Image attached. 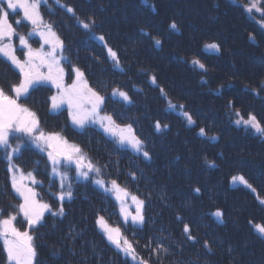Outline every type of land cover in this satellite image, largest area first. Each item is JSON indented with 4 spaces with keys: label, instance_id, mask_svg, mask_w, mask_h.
Returning a JSON list of instances; mask_svg holds the SVG:
<instances>
[{
    "label": "trees",
    "instance_id": "16d2710c",
    "mask_svg": "<svg viewBox=\"0 0 264 264\" xmlns=\"http://www.w3.org/2000/svg\"><path fill=\"white\" fill-rule=\"evenodd\" d=\"M81 1L72 2L74 10ZM249 2L85 0L86 10H77L83 16L91 10L81 20L95 18L92 32L103 35L108 46L119 51L123 68H115L103 44L87 32L84 42L76 40L75 56L89 84L109 97L114 88L127 89L133 78L134 89L127 90L133 106L126 111L123 104L110 103L106 110L117 123H132L151 160L131 155L112 139H99L92 151H84L94 163L105 162L111 171L109 180L117 179L145 201V223L129 234L124 228L123 234L137 257L150 264H264V239L248 223L264 220V205L259 202L264 199V137L234 123L239 112L245 120L254 115L264 126V17L245 11L242 6ZM65 18L74 23L71 14ZM172 23L177 29L170 28ZM210 43L219 44L220 51L206 48ZM193 60L207 71L193 65ZM153 75L167 99L183 105L195 125L189 126L179 109H168L159 88L149 82ZM156 121L168 127L157 132ZM200 128L206 136L198 135ZM28 159L23 160V168L33 172L37 167L44 183L39 196L55 210L59 204L49 192L54 187L59 190L58 178H52L48 160ZM133 172L135 180L129 175ZM240 175L255 192L232 186V177ZM87 181L79 186L74 178V198L64 202L65 215L45 213L42 226L32 232L34 264H136L106 244L95 223L101 214L84 195L94 190L109 195ZM217 210L222 217L213 215ZM102 215L109 223L118 219L113 208ZM185 223L196 243L183 234ZM205 241L211 251L204 248ZM160 242L168 252L152 253Z\"/></svg>",
    "mask_w": 264,
    "mask_h": 264
},
{
    "label": "snow or ice",
    "instance_id": "6c2138e0",
    "mask_svg": "<svg viewBox=\"0 0 264 264\" xmlns=\"http://www.w3.org/2000/svg\"><path fill=\"white\" fill-rule=\"evenodd\" d=\"M47 0H0V57L5 58L18 73L15 82H5L0 85V153L7 162L6 171L10 181L11 190L14 196L18 198L19 203L0 208V238L3 239V249L6 253L7 264H34L36 257V246L34 244L33 231L42 226L45 219V213L53 217H63L65 215L64 202L72 201L73 196V177H69L67 171H61L62 168H72L76 177L82 180H90L94 175L101 177L102 169L97 166L77 145L69 141L60 132H45L41 127L40 118L36 111L27 106L26 101L31 97L33 91L47 88L52 92L47 98L50 110L59 112L66 109L68 118L72 125L79 129H85L89 125L99 127L106 135L113 138L114 142L121 147L131 148L145 160H151V156L145 150L144 141L136 134L132 123H117L113 115L104 111L105 96L90 86L85 72L78 66L70 65L69 72L66 73L64 62L67 58L64 56L65 44L55 31L50 22H45L40 11L41 3ZM59 2V0H57ZM68 13L76 18L78 25L86 32L92 33L91 38L99 40L106 49V56L112 61L115 68L123 71L120 67L121 60L118 50L108 46L103 35L96 36L92 29L96 25L94 17H88L81 20L76 17L75 10L70 6H63ZM244 10L252 13H260L264 17V0H250L247 5H243ZM22 12V20L15 21L20 25L26 21L31 26V31L26 35L17 32L13 23L9 22L11 13ZM171 29H177V25L172 23ZM39 37V47L33 48L29 42L30 38ZM18 40L21 56L17 55ZM160 45V41H155ZM208 49L220 51V45L210 43L205 46ZM192 64L201 70L207 71L206 66L199 60H193ZM70 78V84L65 83V79ZM149 82L160 90L161 96L166 100L168 109L171 111L180 110L179 114L187 121L189 126L195 125L191 114L183 111V105H177L167 99V93L160 88L157 83V77L151 76ZM206 83V81H202ZM54 89V91H52ZM111 95L119 97L125 104H132L127 92L114 88ZM231 107V102L229 103ZM238 119L234 121L237 126L243 125L264 137V126L257 120L254 115L244 119L239 112L236 113ZM168 125H161L156 121L154 129L157 132L167 128ZM198 135L206 136L204 128H200ZM211 139H216L212 137ZM35 148L39 152H46L47 160L51 167V174L59 179V190L55 195L59 207L55 210L52 205L40 199L36 191V185L40 182L36 180L32 172L24 173L15 163L23 148ZM215 167L214 163L209 164ZM131 179H136V174L129 173ZM25 180L28 182L25 183ZM92 183L98 186L106 193H112L120 204V213L124 223L129 220L133 225L143 226L145 223L144 207L145 201L137 195L131 194L126 187L121 186L117 179L106 181L103 178L92 179ZM231 183H240L246 188L256 191L244 176H233ZM199 193L200 189L194 190ZM131 200L135 206L134 214L130 211ZM264 205V199L259 201ZM11 209V210H9ZM215 217H222V212L217 210L213 213ZM22 217L24 230L17 227L18 218ZM177 220H182L177 216ZM222 222V220H221ZM96 226L104 235L106 240L114 245L126 257H130L136 264H150L149 260L140 258L137 261L136 249L121 231L120 227L111 226L103 215L96 218ZM249 225L264 239V220L255 222L249 220ZM183 234L188 241L197 242V238L192 234L188 224L183 226ZM204 248L211 251L207 241L204 242ZM150 247V243L146 245ZM151 252L159 254L167 253L168 249L163 243H157Z\"/></svg>",
    "mask_w": 264,
    "mask_h": 264
},
{
    "label": "rangeland",
    "instance_id": "374dc122",
    "mask_svg": "<svg viewBox=\"0 0 264 264\" xmlns=\"http://www.w3.org/2000/svg\"><path fill=\"white\" fill-rule=\"evenodd\" d=\"M73 1L74 0H67V1L59 0V2H57V0H47L46 3H44V2L41 3V9H40V11H41V13H42V15L44 17L45 22L52 23V25L54 26L55 31L58 33V35L60 36L61 39H63V40L66 41V38H67L66 36L68 34H70V36H69L70 54H71V58L74 61V65L75 66H78V64L76 63V56H75V53H76V40H79L81 38V36L87 37V32L86 31H83V29L81 27H80L81 28V32L79 31V29L75 26V23L78 24L77 21H75L76 20L75 17H73V22H74L73 24L69 25V27L66 25V22H65V20H66L65 14L68 13V12L66 11V8L63 7V6H70V7H72L74 9V7L72 6V2ZM83 1L85 2V0H83ZM83 1H81L80 3L78 2L80 4V6H76V9H75V15L77 17H79L80 19H83L86 15H88V14L91 13V10L90 9H87V12L84 11L85 15L83 16V14L81 12L77 11L80 8H83L84 10H86L85 9V3ZM68 14H71V13H68ZM23 22H24V26L23 27H25V30H26L25 32H23V34L26 35L29 31H31V26L28 25L26 21H23ZM10 23H13V22H10ZM13 27H14V24H13ZM67 31H68V33H67ZM37 38H39V37L33 36V37L30 38L29 42L31 41V39H34L35 40ZM18 44H19V42H18ZM31 44H32L33 48H37V46L35 44H33V43H31ZM65 48H66V45H65ZM64 56L68 60L67 51L66 50L64 52ZM3 77H4V74L3 73H0V82H2V84L6 80ZM16 79H17V77L15 78V81H16ZM128 79L130 80L131 78H128ZM9 80L12 81V82H14L13 81V78H11ZM132 89H134V86H133V78H132V80L128 81V87H127V89L121 88L120 90L127 92V90H132ZM111 93L112 92H110V94H109L110 96L107 97L103 92H100V94L101 95H104L105 98H106L105 99V105H104V111L107 112L108 114H110V113L106 109H107L108 104H110V103H112L113 106H114L115 103H117L119 105H122L123 104V110H126V111L130 107L133 106L134 102L132 104H130V105L125 104L124 102L121 101V99L119 97H113L111 95ZM131 100H133V99H131ZM33 110L36 111L37 114H38V116H39V118H41L40 115H39V112L36 109H33ZM65 110L66 109L61 110L59 112H53L52 111L53 113H55V114L58 113L59 115L62 116L61 119L63 120V123L61 124V126L59 128H64V129L67 128V133H68V130H70V129L71 130L74 129V130H78V131L84 130V129L76 128L74 125H72L70 119L68 118L67 111H65ZM42 118H44V116ZM40 123H41V127L43 128V130H45V128L42 126V123L43 122H41V119H40ZM90 126H93V127H96L97 129H99V127H97L95 125H90ZM49 127L50 128H53L54 125L53 126H50L49 125ZM88 127H86V128H88ZM99 130L102 131L101 129H99ZM54 131L55 132H60L69 141V143L77 144L80 147L83 146V144L80 141H78V139L75 140V138H76L75 135H69L64 130H60V129H54ZM103 134L106 137V139H113L112 137L106 135L104 132H103ZM119 147L121 149H123V148L126 149V151H128L133 156L134 155H138L131 148L121 147V146H119ZM145 147H146V145H145ZM84 153H85V151H84ZM86 155L88 156V154H86ZM26 157H27V161H31L28 158H33L34 160L32 162H35V163H40L42 159L43 160L46 159V161H47V154H46V152H39L35 148H31V147L23 148L22 151H21V153H20V155H19V157L15 160V163L19 166V168H21L24 171L25 174L28 173V171H25V169L23 168L24 167L23 160H25ZM19 163H20V165H19ZM96 163H98V164H96ZM96 163L95 164L102 169L101 177H95L93 175L90 180L96 179V178H103L106 181H110L109 180L111 178V176H109L110 173H111L110 168L109 167L106 168L104 161H99V162H96ZM26 166H27V162H26ZM6 168H7V162L3 158V154L0 153V208H3L5 206H7L8 204L15 205V204L19 203L18 198H16L14 196V193L11 190L10 181L8 179V173L6 171ZM31 171L34 172V173L33 172L32 173L35 175L36 180L40 182L38 185L35 186L37 188L36 191L39 194H42L39 191L40 190L39 188H41L40 186H42V188H44L43 187L44 186V183L39 179V178H41V173L40 174L37 173L38 170H37V167L36 166H34V169L31 170ZM61 171H67L69 177H74L77 180V182L79 183V186H82V184H86L88 182V181H85V180H82V179L76 177V173L74 171V166L72 168H70V169L69 168H62ZM104 176L106 178H104ZM53 177H56V176H53L52 175V178ZM54 180H53V182L52 181L51 182L53 184H56V180L55 181ZM58 181H59V179H58ZM27 182L28 181L25 180V183H27ZM91 184H92L93 188L103 191L98 186H96L94 183H92V181H91L90 185ZM232 186H244V185H242L240 183H236V184H233L232 183ZM57 191L55 190V187H54L49 193L54 195V194L57 193ZM128 191L131 194L136 195L132 190H128ZM104 193L107 194V195H109V196H107V198L106 197H103L102 196V193L100 191L94 190V193L92 195H89L88 194V196L84 195V197L87 198V199H92L93 200V207L95 208L97 214H99V213L101 215L102 214H105L106 211H109L111 208H113V210L118 215V219L115 222L112 220V223H109L108 222L111 226H113V227H120L122 233L124 231V228L127 229V233L128 234L130 233V231H134L138 225H133L130 220H129V222L127 224H125L124 223V220H123V217H122V215L120 213V204H119V202L115 199V197H114V195L112 193H106V192H104ZM54 197H55V195H54ZM94 197H95V199H93ZM40 199H41V197H40ZM85 203H87V202H85ZM128 205H131L130 211L134 214L135 206L132 205V202H131L130 199L128 200ZM9 210H11V209H9ZM143 211H144V209H143ZM18 221H20V222L17 223V227H19L23 231L24 230V224L22 223V217H19L18 218ZM104 240L106 242V238ZM34 244H35V242H34ZM106 244L108 245L109 248L116 250L120 254L122 253L114 245L110 244L108 241H107ZM122 256H124L126 258V261H128V262H131L132 261L130 257H126L123 253H122ZM138 260H139V258L137 257V261ZM0 264H7L6 253L4 252V249H3V239L2 238H0ZM99 264H101V263L99 262Z\"/></svg>",
    "mask_w": 264,
    "mask_h": 264
},
{
    "label": "flooded vegetation",
    "instance_id": "af4514ba",
    "mask_svg": "<svg viewBox=\"0 0 264 264\" xmlns=\"http://www.w3.org/2000/svg\"><path fill=\"white\" fill-rule=\"evenodd\" d=\"M17 12L19 14L10 12L9 22H13L14 27H16L17 29V32L23 34V32L26 31L25 27H23L24 22L22 21L20 25L15 24L16 20L18 19L22 20V12L20 10H17ZM38 40L39 38L35 40L31 39L30 42L35 44L37 47H39L40 45L38 43ZM15 43L17 44V55L21 56V49L19 48L18 40H16ZM64 67L66 73L69 72L70 65H68L67 67L66 65H64ZM0 73L4 74L3 78H5L8 82H12L9 80L11 78H13V81H15V78L18 76L17 70L13 66H11L10 63L3 57L2 58L0 57ZM69 81L70 78L66 77L65 83L69 84ZM0 85H2V82H0ZM52 91H54V89ZM51 94L52 92L49 91L47 88L33 91L30 99L26 101L27 106H29L32 109H36L39 112L41 118L44 116L47 120L55 119L53 114H51L52 111L50 110V106L48 105L47 102V98Z\"/></svg>",
    "mask_w": 264,
    "mask_h": 264
},
{
    "label": "bare ground",
    "instance_id": "6f19581e",
    "mask_svg": "<svg viewBox=\"0 0 264 264\" xmlns=\"http://www.w3.org/2000/svg\"><path fill=\"white\" fill-rule=\"evenodd\" d=\"M73 24V23H72ZM75 26L78 28V26L75 24ZM83 31H85L84 29H83ZM80 32H81V28H80ZM87 38V37H86ZM81 40H82V42H84L85 41V38L83 37V36H81ZM15 82V81H14Z\"/></svg>",
    "mask_w": 264,
    "mask_h": 264
}]
</instances>
